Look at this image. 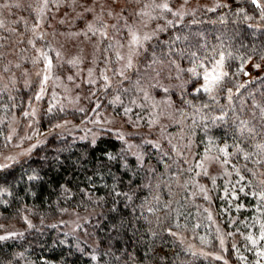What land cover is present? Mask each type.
<instances>
[{
    "label": "trees",
    "instance_id": "trees-1",
    "mask_svg": "<svg viewBox=\"0 0 264 264\" xmlns=\"http://www.w3.org/2000/svg\"><path fill=\"white\" fill-rule=\"evenodd\" d=\"M41 1L0 0V120H3V123H0V150L10 147L11 139L5 140L4 137L9 134L13 122L17 121L23 124L24 121H27L25 120L27 117L22 113L30 111L36 104L40 106L36 120L39 127L47 128L48 125L57 122L44 119V113L47 112L46 97L43 96V99L39 101L34 98L35 93L39 91L40 76L36 75L30 78V75L29 77L27 75L28 71H24V68L32 63L30 56L31 53L36 52V44L39 45L41 53H46L48 57L53 54H51L47 35L41 34L39 30L35 33L37 8ZM46 1L50 4L53 2L52 0L44 2ZM67 1L69 0H55L54 4L61 7ZM173 1L169 0L173 10L179 9L185 14L178 17L166 13L160 17L157 16L156 10L151 9L152 15L159 20V27H164L169 20L173 23L146 42L144 48L147 51L143 56L137 58L136 67L127 72L126 77L128 78L119 79V83L113 84V89H108L109 94L105 97L106 101H110L113 97H119V102L132 100L135 96L133 92H137L133 84L138 79V72L147 70V66L153 62L155 57L163 58L170 49L175 52L190 48L197 56H203L210 53L214 47L219 46L220 54L224 55L227 51L241 57L251 56V60L260 62L261 72L258 75L250 79H246L244 74L240 76V80L246 83L245 87L236 94L243 93L247 97V103L253 107V97L264 106V61H260V56L264 55V29L250 28L249 24H240L238 19H234L240 15L238 10L243 8L246 13L254 17L255 22L264 23L260 19V9L252 3V0H214L208 4L209 6L204 4L194 8L181 9L176 8L174 4L176 1ZM259 2L264 4V0H259ZM218 4L222 6L216 7ZM84 15L83 11L75 14L71 27H79V23L84 21ZM45 19L50 20L49 13ZM193 20L196 22L193 23ZM56 25L59 26V22ZM46 26L48 25L46 24ZM65 26L68 27V25ZM239 29H245L250 34L249 39L244 40L243 43L236 39ZM196 33L199 35H194ZM253 33L255 34L252 35ZM205 49L207 51H204ZM42 62L44 63L43 58ZM42 62L40 61V63ZM248 62L243 64L244 72ZM230 63L241 66L239 60L230 61ZM181 64L182 66H191L187 60L181 61ZM204 64L205 68L214 65L207 60L204 61ZM44 66H42V71ZM26 81L28 82L27 86ZM97 85L98 82L92 85V90H95ZM137 93L144 99L141 93ZM153 94L155 99L159 97L160 100L166 96L162 89H153ZM136 97L139 98L138 95ZM172 99L179 102V98L175 94ZM130 107L132 116L137 114L136 117H144L141 119V123L142 126L147 127L150 116L148 109L135 108L133 104ZM65 111L70 116L75 113L72 116L73 122L85 120V112L76 113L73 108H68ZM85 111H87V107ZM53 115L63 118L64 113L56 108V113ZM194 117L198 118L193 111L189 115V122ZM176 118L182 120L179 116ZM182 129V123H172L168 124L165 131L170 136H178ZM157 131H159V126ZM148 134L150 138H155L153 134ZM81 135L76 129L73 130L71 136L66 138L70 141V145H75L81 143L78 140ZM185 142H187L186 137ZM70 145L68 146L69 150H73ZM219 145L222 148L233 150L229 159H233L238 170L244 174L246 172L245 176L248 182L256 185L253 186L249 183L250 185L244 188L245 191L237 192L235 200H233L234 197L231 198L229 187L226 188L222 182L216 184L213 189L210 176L213 177L212 170L218 169L216 164L210 167L209 175H200L201 171H198L194 162L196 156L198 159L207 153V150L216 149ZM237 147L240 151H237ZM195 151L197 154L192 155L191 171L185 173V178L192 177L209 189H213L208 193L211 199L206 200L204 196L191 197L192 185H189L183 198L174 206V223L187 225L184 233L195 236L197 239L203 238L207 241L203 244L205 247L213 248L219 246L223 241L224 247L221 248L224 255L222 259L216 260L215 257L210 258L205 254L189 250L186 243L181 242V238L171 234L177 231L173 224L170 231L165 234L166 242L162 246L157 245V247H162V255L153 264H253L243 261V257L254 260L255 256V251L252 248L249 250L245 248V246L249 247V244L243 231L249 225L257 228L259 224L256 218L259 215L264 220V201H261L258 195L262 190L258 183H260V178L264 177V170L262 171L264 161L260 159L259 149L253 146L250 139L241 141L235 134L225 135L222 130L214 128L208 135L197 130ZM33 153L34 158L31 159L30 164H26L24 167L13 165L10 169L12 174L4 175L3 179H0V225L10 221L16 224L14 230L0 232V236L8 237V239L0 241V264H97L90 255L74 251V238L65 236V222L70 223L75 219L74 213H83L84 203L89 202V196L107 197L113 184H115L116 191L111 192V197L122 202L120 193L126 189L113 180L114 175L118 176L123 171L122 167L111 171L101 169L94 174L91 166H88L86 171H80L76 166L65 168L63 164L57 165L55 160H63L64 157L51 153L49 160L53 163L45 166L40 146L33 149ZM20 159L27 160L29 158L22 156ZM132 162L134 163V158ZM152 162L155 163V159ZM165 162H168L167 158H165ZM179 163L182 168H188V164L182 158L179 159ZM159 167L163 171V164H160ZM4 171L0 169V173H4ZM218 172L220 171L218 170ZM217 177L216 182L224 179L221 174ZM124 182L127 183V179ZM105 185L109 187H105ZM161 195L165 201L171 199L166 190L162 191ZM184 199H193L195 202L184 206ZM230 200L233 202L229 203ZM238 205H243V207L238 208ZM121 206H123L122 203ZM136 214H139V209L136 210ZM209 214L212 216L211 220L208 219ZM244 215H248L252 223L248 222ZM30 224L34 227H29ZM53 225L55 226L53 227ZM87 230L88 225L85 224L83 228L77 229V232L83 237V233ZM9 233L18 234L9 235ZM142 239L148 241L147 231L144 232ZM61 240H64L65 243H61ZM131 243L134 245L135 241ZM80 246L86 253L92 252L88 242L83 238L80 241ZM101 247H103V242H101ZM125 247L118 243L113 251L119 256L120 251ZM127 251L136 258L137 264H145V261L151 259L152 256L148 243H144L138 248L127 247ZM261 263L264 262L261 261ZM100 264H112V257L106 252L100 257Z\"/></svg>",
    "mask_w": 264,
    "mask_h": 264
},
{
    "label": "clouds",
    "instance_id": "clouds-1",
    "mask_svg": "<svg viewBox=\"0 0 264 264\" xmlns=\"http://www.w3.org/2000/svg\"><path fill=\"white\" fill-rule=\"evenodd\" d=\"M135 2L139 3L140 0H135ZM185 3H187V0H185ZM240 9H242V11L238 10L240 15L234 19H238L240 24H249L250 28L264 29V23L255 22L254 17L246 13L243 8ZM157 16L159 15L157 14ZM260 19L264 21V13L262 12ZM195 22L193 20V23ZM147 26V20H142L137 25L141 31ZM161 28L152 30L150 34L160 31ZM163 28L165 30L166 27ZM238 31L239 35L236 36L238 41L243 43L244 40L249 39L250 34L247 30L239 29ZM146 51V48H142L137 51L136 57L143 56ZM219 57V46L214 47L210 53L203 56H197L190 48L175 52L170 49L163 58L155 57L153 62L147 66V70L138 72V79L133 87L143 95L146 101L140 107L142 110L148 109L150 113V119L147 122L148 132L144 131V126L137 120L129 118L128 122L131 123L132 130H128L119 115L103 116V113H100L103 116L102 119L93 117L86 124H74L72 116L75 113L70 116L65 110L73 108L76 113H79L85 112V108L80 104L81 98L73 96L59 107V111L64 113L63 118L59 115H53L56 113V106H53L51 111L48 109L44 113L45 120L57 121L52 124L47 133L36 135L35 143L21 151L14 152L11 155L0 153V164L24 167L26 164H30L31 159L34 158L33 149L40 146L45 166L53 163L49 160V154L51 153L55 156L64 157L63 160H55L57 165L63 164L65 168L76 166L80 171H86L88 166H91L94 174L101 169L111 171L122 167L123 171L118 176H113V180L126 189V191L120 193L122 202L111 197V192L116 191L115 184L111 186L107 197L89 196V202L84 203L83 213H74L75 219L70 223L65 222V236L74 238V251L83 255H90L92 259L95 257L93 260L97 264H100V257L106 252L112 257V264H137L136 258L127 251V247L138 248L140 245L148 243L152 256L151 259L145 261V264H153L162 255V247H157V245L162 246L166 242L165 234L170 231L173 224L177 230L171 233L173 236H176L177 233L183 234L188 227L185 224L174 223L173 219L174 206L183 198L188 186L192 185L191 197L206 194L209 197L206 200L211 199L208 193L215 187V179L211 176L213 189H209L192 177L185 178V173L191 171V159L196 147L197 130L208 135L212 129L217 128L222 130L225 135L235 134L241 141L250 139L253 146L259 149L261 161H264V147H262L264 146V106L253 97V107L247 103V97L243 93L236 94L245 87L246 82L241 81L240 76L246 74L244 73L243 64L246 61H251V56L241 57L235 53L225 51L222 68L225 75L216 85L214 91L211 94L194 91L203 83V72L200 66L205 67L204 61L206 60L215 63ZM83 59L84 57H81V60ZM96 59H98V56L94 55L93 64H95ZM121 59L125 63L127 55L121 57ZM185 60L191 66H182L181 61ZM236 60L241 62V66L230 63V61ZM260 61H264V55L260 56ZM124 63L121 64L120 72ZM254 66L260 69V62H254ZM135 67L136 64L133 63V66L124 69L123 73ZM193 67L196 68L198 73L195 76L188 71ZM115 83L119 82L116 81ZM153 89H162L166 94L165 98L157 101ZM173 94L178 96L179 102L172 99ZM97 95L107 96V93H98ZM92 98V96L84 97L88 100ZM109 103H112V101H109ZM133 103H136V101H133ZM193 111L198 118L194 117L189 122V115ZM127 113L124 114L127 115ZM177 116L181 117L182 120H178ZM161 117L167 119V124L161 121ZM143 118L140 117V119ZM172 123L183 124V129L178 136L166 134L165 129L168 124ZM157 126H159V131H157ZM77 128L83 133L78 138L81 143L70 145V141L66 137L71 136L73 130ZM148 133L153 134L155 138H150ZM27 137L29 138L25 137L26 140L34 138L33 136ZM185 137L187 142H185ZM49 141H52V143H49ZM165 141H167V144H165ZM69 145L73 150H69ZM237 151H240L238 147ZM22 156L29 159L21 160L20 157ZM7 157L14 159L9 160L6 159ZM133 158L134 163L132 162ZM165 158H167V163ZM180 158L188 164V168L181 167ZM154 159L155 163L152 162ZM217 162L219 163L218 159ZM160 164H163V171L160 170ZM201 169L200 175H209L208 172L204 174L205 164H202ZM129 173L130 175H128ZM125 179H127V183L124 182ZM105 187L109 186L105 185ZM201 188L204 190L203 194ZM164 190L171 197L168 201H165L161 195ZM145 193L146 195H143ZM194 202L193 199H184V206L191 205ZM121 203L123 206H121ZM137 209H139L138 215L136 214ZM85 224L88 225V230L81 237L77 229L83 228ZM29 227L34 226L30 224ZM145 231L149 234L148 241L142 239ZM2 237L5 238L0 239V241L8 239L7 236ZM82 238L88 242L92 249L91 253H86L80 246ZM132 241H135L134 245L131 243ZM60 242L65 243L64 240ZM101 242H103V247H101ZM181 242L186 243L189 250L194 247L187 240L182 239ZM118 243L126 246L120 251L119 256L113 251ZM202 243H207V241L202 239Z\"/></svg>",
    "mask_w": 264,
    "mask_h": 264
},
{
    "label": "rangeland",
    "instance_id": "rangeland-1",
    "mask_svg": "<svg viewBox=\"0 0 264 264\" xmlns=\"http://www.w3.org/2000/svg\"><path fill=\"white\" fill-rule=\"evenodd\" d=\"M44 1L45 0H42L37 8L38 13L35 23V33L39 30L41 34L47 35L49 46L51 47V54L53 53L51 57H48L53 62V69L51 78L45 85L44 97H46L45 100L47 101L45 108L47 110L50 106L59 108L62 103L70 100L73 96H79L81 98L80 104H82L84 108L87 107V111H85V120L73 122L74 124H86L87 121L93 117L102 119L103 116L119 115L128 130H132V125L128 122L129 118L137 120L142 125L140 117H136L137 114L132 116L130 111L127 115L124 114L125 108L131 109V104H133L135 108H141L140 105L144 104L145 100L142 99L137 92H133L135 96L132 100L119 103H109V100L106 101L105 99L107 96L97 94L105 93V91L109 94L108 89H113L114 85H116L115 82H119V79L122 80L127 76V72L132 70L123 73V75L120 74L121 64L124 63L121 57L128 55L129 52L128 42L130 39V28L133 31H137L138 34H150L152 30L159 28L158 19H149L148 16L144 15L145 11H150L152 14V10L146 8L152 0H140L139 3H136L135 0H69L61 7L54 4L55 0H52L53 2L51 4ZM174 1L175 7L181 9L194 8L195 6H203L204 4L209 6L208 4L214 0H187V3H185V0ZM79 11L85 12L84 21H82L83 23H79V27H71L75 19V14H78ZM48 13L50 14V20L45 19ZM142 20H147L148 22L147 28L143 29V31L137 27ZM57 22H59V26L56 25ZM46 24L48 26L45 27ZM63 24L68 25V27ZM89 25H92L95 31H89ZM82 27H84V29H81ZM101 32L106 34L101 35ZM158 32L159 31H157L156 34ZM146 42L147 41L144 42L143 47L137 46V51L144 48ZM31 54L30 60L32 63L26 66L24 71H28L27 75L28 77L30 75V78L36 76L39 72L41 75L38 76L42 79L44 73V70L42 71V66H44V63L42 62L39 45L36 44V52L34 51V53ZM94 55L98 56L95 64L92 63ZM81 57H84V59L81 60ZM137 58L136 56L134 57V64ZM73 59L77 60L76 66L68 63V61ZM34 60L36 61L35 63H33ZM40 61L42 63H40ZM254 62L259 61L251 60L245 65L244 73L246 74H244V77H246V79L253 78L261 72V65L260 69H257L254 66ZM212 66L208 67V69H211ZM89 69H92L91 77L89 76ZM101 74L107 75L109 77L108 81L103 80ZM69 76L72 77L71 80L68 79ZM89 79L93 80L94 83H87L86 81ZM97 82L98 85L96 89L92 90V85ZM105 83L109 85L107 88L104 87ZM125 94H127V91H125ZM137 95L139 98L136 97ZM86 96H92L93 98L88 102V99H84ZM114 98L116 97H113L110 101H113ZM156 100L160 101L159 97H157ZM133 101H136V103H133ZM33 108L36 110L35 116H32V118L27 117L25 119L27 121H24L23 124L17 121L13 122L12 128L15 129V135L11 138L10 147L0 150V153L3 155H11L14 152L28 148L35 143L36 135L47 133L52 127V125H48L50 127L47 126V128L39 127L36 124V120L40 106L36 104L30 111H32ZM100 113H103V116H101ZM148 119H150V116ZM161 121L167 124V119L165 117H161ZM77 131L83 135L79 128H77ZM144 131L148 132L147 127H144ZM27 136H33L34 138L32 140H26L25 137ZM220 148H222L221 145L217 146L216 149L207 150L208 152L198 159V156H196L194 162L198 171L201 172L202 169L199 165L205 164L206 170L209 172L210 167L216 164L218 169L211 171L212 176L216 179L218 178L217 176L221 174L224 179L221 181L218 180V182L215 180V185L222 182L226 188L229 187V190H231V198L234 197L233 200H235L237 192H242L240 191L241 188L245 191L244 188L252 183H250V181L248 182L245 176L246 172L244 174L238 170L237 166L234 165L235 162L233 159H229V155L224 156L219 151ZM226 150L230 153L233 152L231 149ZM195 154H197L196 151H194V156ZM225 160H227L228 163H224ZM218 170L220 172H218ZM263 170L262 168V171ZM243 175L246 178H244ZM241 177H243V179H241ZM260 179L264 180V177L262 176ZM211 182H213V180ZM258 184L260 189H264V185L261 183ZM233 200H230L229 203H232ZM259 212L261 213V211ZM244 216L247 217L248 222L252 223L248 215ZM260 216L261 215L256 218L259 224L257 228L249 225L245 227V231H243L246 237L251 236L253 239L257 240L256 244H252L247 239L249 247L245 246V248H247V250L252 248L255 251V256L253 257L254 260H248L246 257H243L244 262L264 264L261 263V261L264 262V256L260 255L261 252H264V241L259 239L261 226L264 225V220H262ZM244 219L246 218L244 217ZM15 228L16 224L10 221L7 224L0 225V232L4 233L6 230H14ZM176 236L181 238V240L184 239L189 241L191 245L194 246L191 248L194 252L205 254L210 258L216 256L222 257L224 255L222 251L224 245L221 243L219 245L220 247L208 248L203 246L204 243H202V239H197L190 234L183 232V234H177Z\"/></svg>",
    "mask_w": 264,
    "mask_h": 264
},
{
    "label": "snow or ice",
    "instance_id": "snow-or-ice-1",
    "mask_svg": "<svg viewBox=\"0 0 264 264\" xmlns=\"http://www.w3.org/2000/svg\"><path fill=\"white\" fill-rule=\"evenodd\" d=\"M252 3H254L256 5L257 8H259L261 10L262 13H264V4H261L259 2V0H252ZM222 5H216V7H221ZM147 9H152V10H156L157 14L160 17H163L164 14L166 13H170L173 16H183L185 13L182 12L181 10L177 9V10H173V8L170 6L169 0H152V2L146 6ZM88 10V9H86ZM210 10H214V9H210ZM240 11H242V9H239ZM144 15L148 16L149 19H155L156 16H153L151 14L150 11H145ZM173 23V21L169 20L167 21V24L164 27H167L168 25H171ZM89 31H95V29L93 28L92 25L88 26ZM160 31H163L164 28L162 27L161 29H159ZM130 39H129V52L127 55V60L123 65V69L121 70L120 74L123 75V70L124 69H129L133 66V60L134 57L137 55V46L139 47H143V44L145 41H149L152 36H154L156 33L153 32L151 34L149 33H143V34H138L137 31H133L130 28ZM106 33L101 32V35H105ZM29 43H31V41H29ZM59 55V54H58ZM41 56L44 60V73L40 82V87H39V91L35 93V100L39 101L41 99H43L44 96V92H45V85L46 83L49 81V79L51 78L52 75V69H53V62L48 58L46 53H41ZM224 55L220 54L219 59H217L214 63V65L212 66L211 69L205 68L203 65H201V69L203 72L202 75V79H203V83L198 87L195 88L194 91H202L205 93H209L211 94L216 85L220 82V80L223 78V76L225 75V73L222 72V68H223V64H224ZM36 61L34 60L33 63H35ZM69 64H73L75 65L77 63V60L73 59L68 61ZM189 72H191L194 76L197 75V71L196 68H190L188 69ZM37 75H41V73H37ZM92 75V70L89 69V76L91 77ZM103 80L108 81L109 77L107 75L101 74ZM69 80L72 79L71 76L68 77ZM87 83H94L93 80L89 79L86 81ZM26 86H27V81L25 82ZM105 87H108V84L105 83L104 84ZM112 103H119V97L114 98V100L112 101ZM52 106L49 107V111H51ZM130 109L129 108H125V112H129ZM22 115H24L25 117H31V116H35L36 115V110L35 108L32 109V111H24L22 113ZM0 123H3V120H0ZM15 135V129L11 128L9 131V134L6 135L4 137L5 140H10L12 138V136ZM29 138V137H26ZM33 147H35V145H33ZM264 147V146H262ZM219 151L224 155V156H228L231 153L229 151L226 150V148H220ZM247 158V157H246ZM6 159L12 160L14 158L12 157H7ZM207 159V157H206ZM224 163H228L227 160L224 161ZM13 165H9V164H0V169L5 170L4 173H0V179H3L4 175H11V167ZM200 167H202V164L199 165ZM204 174H207V170L205 169ZM30 179H32V177H30ZM215 179V178H213ZM241 179H243V177H241ZM262 184H264V181H261ZM203 188H201V192L203 194ZM240 191H243V189L241 188ZM261 201H264V189H262L259 193H258ZM204 199H209V197L205 194L204 195ZM239 207H243V205H238ZM205 211H207V209H205ZM208 219L211 220L212 216L211 214L208 215ZM9 235H15V233H9ZM5 237L0 236V239H4ZM203 239V238H201ZM247 239L252 243V244H256L257 240L253 239L251 236L247 237ZM259 239L261 241H264V225L261 226V232H260V236ZM221 244H223V241H221ZM261 256H264V252L260 253ZM93 259H95V257H93ZM216 260H220L222 259V257L220 256H216L215 257Z\"/></svg>",
    "mask_w": 264,
    "mask_h": 264
}]
</instances>
